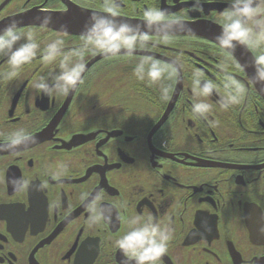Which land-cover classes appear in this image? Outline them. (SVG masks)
Masks as SVG:
<instances>
[{"label": "flooded vegetation", "instance_id": "af4514ba", "mask_svg": "<svg viewBox=\"0 0 264 264\" xmlns=\"http://www.w3.org/2000/svg\"><path fill=\"white\" fill-rule=\"evenodd\" d=\"M0 264H264V0H0Z\"/></svg>", "mask_w": 264, "mask_h": 264}]
</instances>
